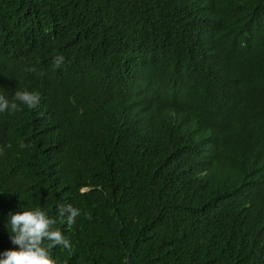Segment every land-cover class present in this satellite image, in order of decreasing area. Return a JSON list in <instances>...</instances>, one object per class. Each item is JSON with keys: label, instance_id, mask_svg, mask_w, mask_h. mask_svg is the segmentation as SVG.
<instances>
[{"label": "trees", "instance_id": "trees-1", "mask_svg": "<svg viewBox=\"0 0 264 264\" xmlns=\"http://www.w3.org/2000/svg\"><path fill=\"white\" fill-rule=\"evenodd\" d=\"M24 90L0 252L40 208L57 264H264V0H0V95Z\"/></svg>", "mask_w": 264, "mask_h": 264}, {"label": "clouds", "instance_id": "clouds-1", "mask_svg": "<svg viewBox=\"0 0 264 264\" xmlns=\"http://www.w3.org/2000/svg\"><path fill=\"white\" fill-rule=\"evenodd\" d=\"M63 60V56H57L54 63L59 67ZM15 101H19L30 109H35L40 103V95L28 90L17 91L12 102L4 95H0V113L18 111V104ZM20 147L24 148L26 145L21 143ZM2 152L3 148H0V153ZM57 211L61 224H65L69 229L81 214L80 210L71 204H60ZM8 215L7 224L11 230L9 239L17 247L0 252V264H57L51 255L53 248L60 246L72 251L71 241L61 230L54 227L57 220L50 218L40 208L10 212ZM88 219L91 217L89 216ZM45 241L49 242L46 246Z\"/></svg>", "mask_w": 264, "mask_h": 264}, {"label": "bare ground", "instance_id": "bare-ground-1", "mask_svg": "<svg viewBox=\"0 0 264 264\" xmlns=\"http://www.w3.org/2000/svg\"><path fill=\"white\" fill-rule=\"evenodd\" d=\"M76 76V75H75ZM129 132V131H128Z\"/></svg>", "mask_w": 264, "mask_h": 264}]
</instances>
